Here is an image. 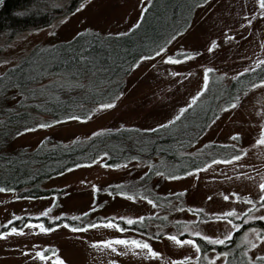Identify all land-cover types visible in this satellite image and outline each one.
I'll list each match as a JSON object with an SVG mask.
<instances>
[{"label":"rangeland","instance_id":"obj_1","mask_svg":"<svg viewBox=\"0 0 264 264\" xmlns=\"http://www.w3.org/2000/svg\"><path fill=\"white\" fill-rule=\"evenodd\" d=\"M4 1H1L0 6ZM68 2L43 0L42 3L63 10ZM148 2L80 0L72 11H60L49 23L15 31L1 30L0 61L4 62L0 63V77L19 67L25 57L36 51L51 48L77 36L92 32L103 36L131 31L132 26L138 24ZM193 9L187 26L168 44L164 53L140 59L135 64L124 78L123 92L114 103H110L111 107H97L87 119H69L29 130L17 136L12 147L35 148L46 137L70 143L112 126L157 127L180 114L181 107L193 103L190 97L203 86L205 68L213 70L209 73V81L226 84L237 73L244 72L245 68L258 66L256 61H264V16L259 14L257 0H207ZM212 41H215V45ZM210 47L211 51L208 50ZM188 52L196 55L181 58V53ZM165 53L172 55L174 60L166 61ZM54 80L53 77L45 78L39 86ZM23 97L18 93L17 96L9 95V101L15 105ZM261 128H264V85H257L241 96L234 107L222 105L219 115L194 147L196 150L210 142L225 143L235 145L238 150L246 149L245 154L229 163H214L207 169L166 180L158 192L168 194L179 191L182 197L166 205L153 200L158 208L142 198L133 201L104 190L110 189L112 184L139 176L141 170L133 166L105 167L97 163L73 168L44 183L47 188L60 191L58 195L49 197L28 198L22 197L19 191L0 190V226L13 214L26 217V214L42 212L45 208L49 209V216L63 213L62 220L71 217V224L78 226L80 220L85 218L87 222L97 216H147L150 213L166 216L167 219L163 220L153 218L148 225V231L153 233L162 227L159 238L148 237L153 249L161 253L159 257L145 258L131 252L125 253L122 245H117V251L113 252L106 246L94 247L92 244L93 241L119 235H139V232L129 230L120 233L103 226L73 231L60 223L59 227L47 233L25 227L23 234L10 233L0 237V264H53L51 259L41 261L36 258L34 245L37 248L47 245L50 249L58 250L57 255L65 264H172L173 261L181 264L183 257H196L191 245H177L163 232L176 231L177 221L196 220V214L189 208L204 210L201 214L203 219L197 221L196 225H189L190 228L211 236H223L230 230L226 220L209 217L212 213L232 207L242 212L245 207H250L243 197L257 198L258 185L264 181V145L255 144ZM234 134L239 135L237 137ZM232 193H238L242 199L233 200ZM225 195H228V200L224 199ZM83 212L87 213V217L80 216ZM255 215H264V209L257 207ZM40 219L45 221L46 226L61 222L48 221L44 217ZM19 223L17 220L12 221L13 225ZM239 223L241 227L233 232L241 231L239 243L248 228L264 229V221L260 220L245 222L241 218ZM186 236L188 233H181V238ZM249 238H252V234ZM194 239L198 240L199 237ZM203 249L201 246L200 264H208L203 259L205 254L212 257L215 252H222L214 247ZM262 254L264 242H259L255 248L247 250L246 256L249 260H255ZM225 261L226 257L218 256L213 264H224ZM186 264H197V259H190Z\"/></svg>","mask_w":264,"mask_h":264},{"label":"trees","instance_id":"obj_2","mask_svg":"<svg viewBox=\"0 0 264 264\" xmlns=\"http://www.w3.org/2000/svg\"><path fill=\"white\" fill-rule=\"evenodd\" d=\"M79 1L69 0L63 10L72 11ZM206 1L151 0L131 31L77 36L36 51L25 57L19 67L1 76L0 189L19 191L22 197L28 198L54 196L60 191L44 186L49 179L80 166L118 164L120 167H137L142 173L111 186L135 189L141 197L147 194L149 199L166 205L182 197L177 195L181 193L179 191L158 192L169 180V175L184 176L182 173H191L192 168L203 169V162L208 159L218 156L224 159L230 152L238 151L227 147L231 144L216 142L206 143L196 150L194 147L217 118L222 105L234 99L237 101L252 89L248 87L250 83L264 79V63L240 73L226 84L209 81L204 93L185 107L177 119L170 120L172 122L167 125L166 122L160 124L166 125L164 127L112 126L96 132L95 136L78 138L70 143L46 137L35 148L12 147L17 136L37 125L51 126L69 120L65 117H89L98 104H110L117 99L123 92L124 78L140 57H151L152 50L159 45L166 49L187 26L193 8ZM42 2L5 0L0 6V31L46 24L63 11L62 8L44 6ZM48 77L55 80L39 86ZM17 93L24 97L14 105L9 101V95L17 96ZM102 152L107 155L96 160ZM109 188L113 193L114 189ZM63 219L71 224V217ZM81 221L85 222V218ZM240 234L237 230L230 242L223 245L212 246L200 238L197 242L204 249L214 247L227 251L229 255L224 264H264V260L247 258L244 246L239 243Z\"/></svg>","mask_w":264,"mask_h":264},{"label":"snow or ice","instance_id":"obj_3","mask_svg":"<svg viewBox=\"0 0 264 264\" xmlns=\"http://www.w3.org/2000/svg\"><path fill=\"white\" fill-rule=\"evenodd\" d=\"M151 0H149V3ZM257 3L259 4V14L261 16H264V0H257ZM83 7V5H81ZM246 23H251V21H246ZM133 28L136 27L134 24L132 26ZM212 44L215 45V41H212ZM211 51V47L208 49ZM165 52L164 45H159L157 48L153 49L151 52L152 56H156L160 53ZM196 53L194 52H188V53H181V58L187 59L188 57L194 56ZM147 57L141 56L140 59L144 60ZM164 59L166 61H173L174 57L172 55H168L165 53ZM4 61H0V63H3ZM261 63H264V61H256V64L259 65ZM135 66V65H133ZM251 68H245L244 71H251ZM210 71H213L212 69L205 68L203 70V86L195 93V95L191 96L190 99L195 102L197 98L205 91V88L208 85L209 81V73ZM239 75V73H237ZM257 85H264V79H258L255 83H250L248 87L250 88H256ZM114 103V101H113ZM236 105V100L234 99L231 103H228L225 105L226 108H232ZM98 108H106L111 107V104H105L100 103L97 105ZM187 107V105L185 106ZM185 107H181L179 109L180 113H183L185 111ZM90 115V113H89ZM72 117H65V119H70ZM87 115L77 116L75 119H87ZM177 119L176 116L172 118V120ZM55 121H53L54 123ZM172 121H167V124H170ZM166 125H157V128L164 127ZM38 127H44L47 125H37ZM93 135H97V133H93ZM238 137L239 134H234ZM255 144L257 145H264V128H261L259 132V138L255 140ZM227 147L235 149V145H228ZM246 152V149H239L235 152H230L228 156L224 159H221L219 156L216 157V159H208L203 162V168L207 169L211 164L214 163H229L233 160H238L241 156H243ZM106 152H102L99 155L96 156V160H100L101 156H106ZM94 162V161H90ZM105 167H120L118 164H105ZM75 167V165H74ZM192 172H198L200 171V168H192ZM188 172H183L182 175H188ZM169 179H174L178 177H173L169 175ZM95 187V186H93ZM114 191L113 194H118L121 197L128 198L130 200L135 201L138 197L142 198L143 200L148 201L150 204H153L155 207H159L158 205L154 204L153 200L149 199V196L147 194H144L141 197V193L135 189L132 190H125L122 185H115L111 186ZM2 190V189H0ZM10 190V189H9ZM105 191H108V188L104 189ZM259 194L255 200L249 198V197H243L244 200H246L247 204L250 205V207H245L242 212H238L235 207L229 208L226 211H222L219 213H212L210 215V219H216V220H226L228 225L230 226V230L226 231V233L223 236H211L207 234H202L201 231L190 228L189 225H196L197 221H200L203 219L201 214L203 213L202 208H189V211H192L196 214V220L192 221H177L176 222V231L173 232H163L164 236H167L172 242H174L177 245H184L188 244L191 245L195 251H196V257H183L181 264H186V262L190 259H197V264H200V257H201V245L197 243V240L194 239V237H199L202 241H206L212 245H223L230 242L233 232L236 229H239L241 227L239 221L241 218L245 222L249 221H264V215L257 216L255 215L257 207L264 209V181H262L258 185ZM182 195V193L177 194ZM233 200H240L242 199L241 196L238 193H232L231 194ZM225 200H228V195L224 196ZM99 207V205H97ZM93 209H90L89 211H92ZM175 210V209H173ZM49 209L45 208L42 212L32 213V214H26V217H19L15 214L12 215V217L5 221V224L3 226H0V237H5L6 235L13 233V234H23L24 228L27 227L31 230H35L37 232L41 233H47L52 231L54 227H59L60 223L51 224L50 226H46L45 221L43 219H40L41 217H44L48 221H61L65 227H68L72 229L73 231H81V230H87L88 228H96L98 226H103L109 229H115L119 231L120 233H124L126 231L131 230L132 232H139V235L135 236H114L107 239L99 240V241H93V246H106L107 248L111 249L113 252L117 251V245L124 246L125 253L131 252L133 255H140L145 258H151V257H159L161 255L160 252L153 249L151 243L149 242L148 237H151L153 239L159 238L162 227L160 231L153 233L151 231H146L148 228V225L152 222L153 218L155 219H167L166 216H157L156 213H150L147 216L145 215H139V216H116V215H108V216H97L92 220H88L87 222L81 221V224L73 225L67 223V221H62V217L64 216L63 213L60 214V216H49ZM80 216L87 217V213L83 212L80 214ZM35 217V220L33 219ZM232 219H229V218ZM73 219L79 220L80 217H73ZM17 220L20 223L18 225H13L12 221ZM236 221V222H234ZM181 233H188V236L181 238ZM252 234V238L250 239L249 236ZM144 237V238H141ZM259 242H264V229H257L255 227H250L246 231L243 232L240 243L244 245V253L247 254V250L249 248H255L256 245ZM35 251L36 258L40 259L41 261H48L49 259L52 260L53 264H65V261L57 255L56 249H50L49 246L45 245L43 247L37 248L36 245L33 246ZM213 252H215V249H212ZM47 252V254H45ZM121 253V254H125ZM229 253L227 251L224 252H215V255L212 257H208L206 254L203 256V259L208 262V264H213V261L216 260L218 256L227 257ZM258 261L264 260V254L260 255L258 258ZM113 264H116V262H113ZM172 264H177V262L173 261Z\"/></svg>","mask_w":264,"mask_h":264},{"label":"bare ground","instance_id":"obj_4","mask_svg":"<svg viewBox=\"0 0 264 264\" xmlns=\"http://www.w3.org/2000/svg\"><path fill=\"white\" fill-rule=\"evenodd\" d=\"M2 0H0V3H1ZM4 3V2H3Z\"/></svg>","mask_w":264,"mask_h":264}]
</instances>
